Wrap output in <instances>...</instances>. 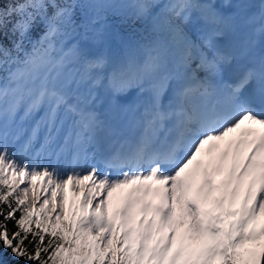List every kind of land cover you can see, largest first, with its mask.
I'll return each instance as SVG.
<instances>
[{
  "label": "snow or ice",
  "instance_id": "obj_1",
  "mask_svg": "<svg viewBox=\"0 0 264 264\" xmlns=\"http://www.w3.org/2000/svg\"><path fill=\"white\" fill-rule=\"evenodd\" d=\"M0 218L23 264H264V0H0Z\"/></svg>",
  "mask_w": 264,
  "mask_h": 264
},
{
  "label": "trees",
  "instance_id": "obj_2",
  "mask_svg": "<svg viewBox=\"0 0 264 264\" xmlns=\"http://www.w3.org/2000/svg\"><path fill=\"white\" fill-rule=\"evenodd\" d=\"M2 219V218H0ZM10 229L13 228L12 222L8 223ZM0 253H2V259L7 262V264H23V261H16L12 256L10 251L4 250L2 245H0Z\"/></svg>",
  "mask_w": 264,
  "mask_h": 264
}]
</instances>
